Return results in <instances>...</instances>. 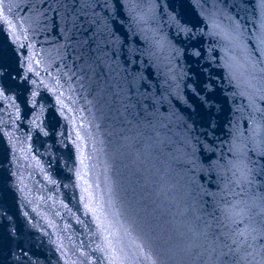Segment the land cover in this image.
I'll list each match as a JSON object with an SVG mask.
<instances>
[{"label": "water", "instance_id": "1", "mask_svg": "<svg viewBox=\"0 0 264 264\" xmlns=\"http://www.w3.org/2000/svg\"><path fill=\"white\" fill-rule=\"evenodd\" d=\"M133 2V15L144 21H122L121 14L114 27L139 32L128 38L143 53L134 70L146 83L138 87L128 85L123 72L94 73L75 54L58 58L54 34H23L18 27L13 37L0 23L5 67L15 69L28 44L42 61L29 77L37 81L32 103H26L33 88L27 81L10 93L19 119L0 98V264H217L213 245L195 233L227 230L225 206L206 203L202 188L215 191V185L188 162L185 119L191 114L197 121L192 136L202 137L203 130L186 85L212 77L213 87L226 86L220 67L226 60L240 91L258 96L264 90V73L224 38L233 26L229 17L248 33L258 26L261 0H217L215 9L213 0ZM28 3L4 0V14L16 23L29 14ZM47 6L45 0L41 7ZM170 17L195 35H177ZM14 38L26 47L14 51ZM197 50L202 54L192 55ZM236 103L247 100L238 96ZM229 260L261 264L262 255L257 247L247 261Z\"/></svg>", "mask_w": 264, "mask_h": 264}, {"label": "snow or ice", "instance_id": "2", "mask_svg": "<svg viewBox=\"0 0 264 264\" xmlns=\"http://www.w3.org/2000/svg\"><path fill=\"white\" fill-rule=\"evenodd\" d=\"M44 3L45 0H30V3L25 4L29 14L20 16L13 23L4 14V0H0V23L8 26L13 37L18 27L23 34L30 31L54 34L58 41L55 45L58 58L63 59L69 53L75 54L94 73L97 70L101 73L116 72L117 75L123 72V79L131 87L146 83L143 75L137 76L134 70L137 57L143 53L128 45L129 33L135 37L139 32H132L131 27L120 32L114 27L116 15L122 14V21L126 18L135 20L137 24L144 21L143 17L133 15L137 7L133 0H47L48 6L41 7ZM219 6L217 0H213V9ZM259 6L264 10V0H261ZM229 19L233 26L224 38L232 47L247 54L246 58L252 68L264 73V15L258 26H253L251 33L246 32L245 26L239 21L232 17ZM170 20L176 26L177 35H195L186 22L175 17H170ZM207 35L214 38L219 33L209 31ZM28 38L25 35V39ZM12 43L16 45L14 51L17 52L26 47L15 38ZM27 48L29 54L16 59L15 69L5 67L3 57L0 56V98L7 100L9 106L16 109V119H19V107L15 105L10 93L15 91L17 82L27 81L33 85L26 103L31 104L37 95V81L29 77L37 75L33 64L42 61L35 60L33 45L28 44ZM201 54L199 50L192 53L194 56ZM119 57H124V65L133 68L122 67ZM220 59L224 60L223 57ZM220 67L225 70L221 80L227 81L226 86L213 87L212 77L207 82L196 80L186 85L198 105L199 126L203 130L202 137L192 136L197 121L191 119V114L185 119L188 131L185 143L191 149L187 153L188 162L202 178H209V185H215V191L211 187L202 188L203 195L209 198L206 203L210 202L215 207L225 206L222 208V228L227 229L218 233L196 232L195 238L202 237L213 245L212 251L218 253L217 264H230L229 258L235 261L237 256L247 261L250 256L254 257L257 247L262 255L261 264H264V106H259L264 105V90L258 96L240 91L239 82L230 71L231 65L224 60ZM128 77L132 79L128 80ZM176 95L186 108L191 109V113H197V108L179 93ZM238 96L247 100V104H237ZM144 99H148V96ZM153 103L156 101L153 100ZM253 156L257 159L253 160ZM229 196L231 200L227 199Z\"/></svg>", "mask_w": 264, "mask_h": 264}]
</instances>
